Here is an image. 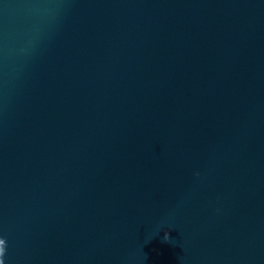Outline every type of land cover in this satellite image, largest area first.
<instances>
[{"label": "water", "instance_id": "obj_1", "mask_svg": "<svg viewBox=\"0 0 264 264\" xmlns=\"http://www.w3.org/2000/svg\"><path fill=\"white\" fill-rule=\"evenodd\" d=\"M3 238L5 264H264V0H0Z\"/></svg>", "mask_w": 264, "mask_h": 264}, {"label": "clouds", "instance_id": "obj_2", "mask_svg": "<svg viewBox=\"0 0 264 264\" xmlns=\"http://www.w3.org/2000/svg\"><path fill=\"white\" fill-rule=\"evenodd\" d=\"M165 238L166 239L168 238L167 234ZM4 241H5L4 243H0V264H5L4 255H5V250H6V240L4 239Z\"/></svg>", "mask_w": 264, "mask_h": 264}]
</instances>
